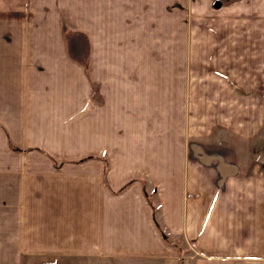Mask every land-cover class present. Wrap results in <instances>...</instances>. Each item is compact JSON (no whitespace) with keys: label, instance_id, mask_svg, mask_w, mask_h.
<instances>
[{"label":"crops","instance_id":"obj_1","mask_svg":"<svg viewBox=\"0 0 264 264\" xmlns=\"http://www.w3.org/2000/svg\"><path fill=\"white\" fill-rule=\"evenodd\" d=\"M216 1L0 0V264H264V0ZM172 9L168 89L47 30Z\"/></svg>","mask_w":264,"mask_h":264},{"label":"rangeland","instance_id":"obj_2","mask_svg":"<svg viewBox=\"0 0 264 264\" xmlns=\"http://www.w3.org/2000/svg\"><path fill=\"white\" fill-rule=\"evenodd\" d=\"M219 3L220 0L215 5ZM71 16L73 20L81 19L80 13H70V19ZM205 17V12L196 13L191 9L184 12L175 9L132 13L89 11L84 13L83 28L47 30L54 37L62 36L64 40H68V51L72 58H76L79 51L78 37L84 36L87 61L91 58L92 67L93 64H98L106 75L110 68H116L119 78L127 68L146 69L150 74V84H154L156 79L161 80L160 82L165 79L163 83L168 89L173 83L174 68L181 62L182 67H186L188 63L187 42L189 43L190 35L205 34V26L193 28L190 27V21ZM262 146L264 151V138Z\"/></svg>","mask_w":264,"mask_h":264}]
</instances>
